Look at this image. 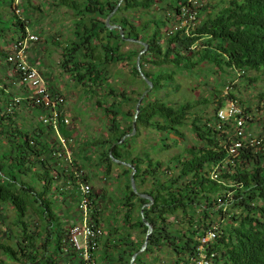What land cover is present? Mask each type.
<instances>
[{
	"label": "trees",
	"instance_id": "trees-1",
	"mask_svg": "<svg viewBox=\"0 0 264 264\" xmlns=\"http://www.w3.org/2000/svg\"><path fill=\"white\" fill-rule=\"evenodd\" d=\"M13 1L10 0V4ZM54 1V6L72 12L73 29L63 50L62 65L79 85L102 86L108 77L104 74L107 67L101 66L117 62L126 65L127 61H133L131 74L145 83L135 67L136 58L144 46L127 39L147 45L140 58V66L153 89H162L165 84L173 82L175 74L191 73L203 64L214 67L218 71L216 74L232 70L240 79L250 72L264 76V0H220L216 8L204 2L197 9L196 28L189 36L181 35L179 31L167 35L166 29L162 32V22L158 19L135 24L140 21L136 13L146 14L157 8L164 13L170 10L167 14H177L186 0ZM25 2L28 3V0ZM119 2L109 24L121 26L123 36L118 30H109L105 24L107 16ZM14 17V25L20 29V34L12 40L22 39L28 30V20L25 22L17 15ZM166 20L169 22V18ZM127 42L137 44L139 49L122 53L121 49ZM194 46L197 48L192 49ZM5 57L6 54L0 53V77L4 76L0 79V206L9 205L15 212L13 225L17 229V249L0 243V255L18 264H57L64 257L79 264L67 247L71 225L64 229L50 200L57 195L66 201L64 196L69 192L73 204H76L72 217L75 223L79 217V195L73 188L72 173L61 158L53 155L59 148L51 128L44 126L40 119V124L32 130L20 126L22 109L32 107V113L37 111L41 116L44 111L24 98L29 93L26 88L12 84L11 68L4 61ZM146 66L149 68L146 69ZM156 68L159 70H152ZM248 81L252 83L254 78H248ZM16 96L22 99L21 103L8 113L7 108ZM140 96L141 93L134 99L126 128H119L116 124L117 106L114 109L103 107L110 119L108 132L119 133H116L114 141L105 139L102 142L105 147L101 149L100 160L105 164L102 172L106 174L110 172L114 159L132 164L136 170L134 180L137 191L140 192L150 179L149 190L140 193L149 195L153 201L143 208L148 201L132 190L129 180L124 187L120 207L124 210L121 224L117 220L116 224H112L109 218V228L104 230L95 209L92 220L103 234L93 255L94 264H129L146 237L145 222L152 226V233L146 250L136 257L133 264H158L159 254L164 253L170 257V264H189L196 254V237L202 228L212 223L219 228V236L206 250L209 256H213V264H264V139L259 137L262 140L248 145L232 158L223 143L224 138L232 134V125L223 124L218 129L222 125L217 118L218 110L225 101L236 98L228 93L224 101V97L214 95L220 100L214 114L204 123L200 118H193L190 130L200 145L187 148L174 167L170 166V162L164 168L162 162L149 160L143 169L142 160L126 159L124 155L127 151L118 144L132 130L135 105ZM258 99L264 102V93ZM98 104L100 106L101 102ZM193 108L189 102L173 107L157 99L150 102L143 99L135 120L136 131L139 124L161 131H174L185 124ZM243 115L248 130L247 123L253 120L245 110ZM150 122H153L152 125ZM65 128L61 126L60 133L70 138ZM224 162L221 174L216 180H211L209 172ZM74 163L77 166L75 159ZM171 170L175 171L174 174ZM130 173L131 169L126 168L121 174L127 178ZM68 185L71 187L68 188ZM91 199L93 206L96 205L92 192ZM30 212L38 218V232L35 234L28 231L30 222L27 223L26 217ZM179 217L180 220L177 219ZM217 217L221 219L218 224L214 220ZM169 218H173L181 228H175ZM38 240L42 241L40 248Z\"/></svg>",
	"mask_w": 264,
	"mask_h": 264
},
{
	"label": "rangeland",
	"instance_id": "rangeland-1",
	"mask_svg": "<svg viewBox=\"0 0 264 264\" xmlns=\"http://www.w3.org/2000/svg\"><path fill=\"white\" fill-rule=\"evenodd\" d=\"M219 1L220 0H204L205 4L209 3L211 6H214V8L219 6ZM54 2V0H28L27 3L25 0H14L13 3L10 4V0H5V2L0 1V52H2L1 48L3 46V50L7 51L11 42H6L16 39L18 34H20V29L14 25V15H17L22 20H25V22L28 20L29 31L33 28L30 27L32 23L37 22L38 25L40 24L41 28L39 27L40 29L38 30L40 34L39 41L49 39L47 58H51V64L54 66H57L59 61L63 62V50L67 45V39L70 40L71 38V32L73 29V19L71 16L72 12L65 11L66 9L54 6ZM167 12H170V10ZM167 12L164 13V11L154 8L146 14L136 13L137 17L140 16V21L135 22V24L139 25L142 22L158 19L162 22L160 28L162 32H164L169 25V22L166 20V18H168L166 15ZM126 15H128V17H132L130 14ZM65 24H67V27L64 26ZM54 41L57 43L55 44ZM138 49L139 46L137 44L127 42L121 49V52L125 54L130 50ZM132 65L133 61H127L125 67H123L120 62H117L114 66L105 64L102 65L101 67H107L104 74L108 77V80L105 83L111 82L114 88L118 87L119 89H126V91L123 90V94L129 98H134L137 94L141 93V95H144L143 99L146 102L157 99L173 107H177L185 102H189L194 106V108L190 111L185 124L175 128L174 131H161L152 126L144 127L139 124L134 135L125 134L119 140L118 144H120V147L125 152L127 151L128 153L129 151L128 154L142 160L144 163L143 169L147 167L149 160L153 163L162 162V164H164V168H166V164L170 162V166L174 167L177 159L186 153L187 148L200 145L191 132L189 125L194 117L200 118L201 123H204L206 119L210 118L214 114V110L217 106H219L218 102L220 101L214 95H218L219 98L224 97L222 100L225 101L226 98H228V93L233 94L241 108L245 110L247 116L250 117V120H253V122L247 123L250 134L253 138H262L264 134V102H261V100L258 99V96L264 93V76L250 72L247 73L244 78L240 75L242 77L240 79V77L236 76L232 70H229L226 74H216L218 71L214 67L208 64H203L191 73L182 74L179 72L180 74H175L173 82L165 84L162 89L157 90L151 88L148 91L146 82L143 83L140 79L131 74L130 70L132 69ZM145 68L147 69L149 66H146ZM152 70L158 71L159 69L156 68ZM248 78H254V81L249 83ZM65 84H67L65 90L68 92L74 91L76 97L79 99V104H83V106L86 107V110L88 109L86 113L82 111L83 113L81 116L84 115L85 121L82 125L80 124V128L82 130V134H80V136H84L86 138V140H84L87 145L83 147L82 150L84 149L83 151H89V154L88 157L79 154L78 161L79 164L84 167L85 172L92 180V183L88 181V184L92 188L93 199L96 204L93 207L98 212L100 225L102 224L104 230L107 231L109 228L107 225L108 218H110V220L116 218V220L120 223L123 217L124 210L120 207L125 194L124 187L127 184V181L130 180V175L125 178V176L121 173L122 169L130 168L112 160L110 172L108 174H106L105 171L102 172V169H104L105 166L104 162L100 160V152H102L101 149L102 147H105L102 142L105 141V139L114 141L116 138L115 135L116 133H119V131H115L114 133L108 132L110 119L108 116H104V110H95L94 112L89 111L90 104H93L95 107L97 102H95V100L93 102L90 101V97L92 96L85 91L88 88L84 89L82 86H77L76 82L74 83L72 80L71 82H67ZM100 87L103 88L102 86ZM130 88L136 90V93L127 94L126 92L129 91L128 89ZM109 99H106L107 104L112 102V100ZM101 103H103V100H101ZM73 105L75 106L76 103H73ZM96 105L99 106L98 103ZM123 106L124 104L117 106L118 118L116 120V124L119 128H121L122 121H127V118L125 117L126 114L123 113ZM72 108L74 111L72 113V117H80L77 110H81L79 108L76 109L75 107ZM33 109L34 108L32 107L29 109H22L23 113L19 122L22 128L26 127L27 129L32 130L33 127L40 124L39 118L41 115L37 111L33 114ZM250 109L251 111H248ZM95 115L99 118V122L95 125L97 126V130L92 128L93 124H91L92 122L90 121ZM111 115L112 114L110 113V116ZM152 123L153 122H150V125H152ZM126 125L128 126L129 123ZM127 126H125V128ZM248 130L246 129V132H248ZM71 139L73 140V138ZM123 142L125 143L123 144ZM73 146L74 145L72 144L70 147L71 152L75 151ZM127 153L124 155L126 159H128ZM77 166H79L78 163ZM172 172L174 174L175 171L171 170V173ZM64 182L65 180H63V183ZM151 183L150 179H148V181H146V183L140 188V192L149 190ZM137 186L139 187V184H137ZM140 192L137 191V193ZM68 193L69 192H66L64 196L66 201L57 195L54 196L53 199H50L52 204H54L53 209H55V213L60 217L64 224L65 230H67L68 226H72L74 224L72 217L75 215L76 208V204H73V200L71 198L72 196L70 197ZM135 215L136 214H134V216ZM14 218L15 212L9 205L0 206V243H6L16 250L17 229L13 225ZM177 219L180 220V217ZM214 220H217L218 224V222L220 223L218 220L221 219L217 217ZM26 221L27 223L30 222L28 229L29 232L33 231L32 234L38 232L36 225L39 223L36 216L34 217L30 212V214L26 217ZM169 222L174 223L173 218H169ZM174 227L181 228L176 222L174 223ZM41 244L42 241L38 240V248L41 247ZM52 248H49V250H52ZM169 258L170 257L167 256L166 253L159 254L158 264H170L169 262L171 260ZM59 263L63 264V261H57V264ZM0 264L18 263L10 261L5 255H0Z\"/></svg>",
	"mask_w": 264,
	"mask_h": 264
},
{
	"label": "built area",
	"instance_id": "built-area-1",
	"mask_svg": "<svg viewBox=\"0 0 264 264\" xmlns=\"http://www.w3.org/2000/svg\"><path fill=\"white\" fill-rule=\"evenodd\" d=\"M204 3L203 0H186L185 4L180 7L177 14H166L169 18V25L166 28L167 35L180 32L181 35L189 36L195 30L197 24V9ZM167 19V18H166ZM39 36L31 34L26 30L22 39L14 40L8 47L4 61L10 65L11 78L14 80L13 85L26 88L28 94L24 97L31 101L32 105H37L44 111L40 116L41 123L51 128L55 132L58 140V150L54 151V156L61 158L63 164L67 166L73 177L76 192L79 195L77 203L78 219L71 226L68 237L67 247L72 251L79 264H94L93 255L96 252L99 241L102 236V230L93 220L95 208L91 199V186L86 181L85 172L77 167L74 163L71 146L73 141L66 138L60 133L61 126H69V118L63 109L65 96L53 94L49 90L46 79L35 67L29 64L26 58L27 50L30 44L39 42ZM194 46L192 49H196ZM242 72L238 71V74ZM20 97H14L8 106V113H12L13 107H19ZM219 121L218 129L223 124L232 125V134L224 138V148L227 150L229 157H236L240 150L248 145H253L262 139L253 138L250 132H246V119L243 115L239 103L236 100L225 101L223 107L217 112ZM264 135V134H263ZM264 139V136L262 137ZM225 167V162L216 165L209 172L211 180H216ZM71 187L68 185V188ZM219 236V228L211 224L207 228H202L197 236L198 246L195 257L190 260L189 264H213L212 255L206 253L209 245ZM66 248V247H65ZM67 249V248H66ZM67 252V250H65Z\"/></svg>",
	"mask_w": 264,
	"mask_h": 264
},
{
	"label": "crops",
	"instance_id": "crops-1",
	"mask_svg": "<svg viewBox=\"0 0 264 264\" xmlns=\"http://www.w3.org/2000/svg\"><path fill=\"white\" fill-rule=\"evenodd\" d=\"M64 26L67 27V24H65ZM30 27H33V28H32V30H30V31L28 30V31L31 34H35V35L39 36V38H40V34L38 32V30L41 28L40 24L38 25L37 22L32 23L30 25ZM13 41L14 40L7 41L6 43H8V42L12 43ZM48 41H49V39H44V40L39 41L37 43L30 44V46L27 50V53H26V58L29 61V64L32 67H35L37 70H39V72L42 74V76L46 79L49 90L51 92L58 94V95L60 94L62 96H65V104H64L63 109L65 111V114L69 117L70 122H71V124L69 126H67L65 129L69 133L70 138H73L72 141H73V145H74L73 147L75 150L73 152L74 159L77 161L78 165L80 167H82L78 161L79 154H82V156L88 157L89 151H86V150L83 151L84 149L82 150V148L85 147L87 145V143L85 141L86 138L83 135H82L83 137L80 136V134H82L80 124L82 125V123L85 121L84 115L81 116L82 113L83 112L86 113L88 109L86 110V107H84L83 104H79V99L76 97V94L74 91L68 92L65 90L66 86H67V84H65V83L71 82V80H72V82L75 83V81L73 80V77L70 75V73H68L69 70L65 69L62 66V64H61L62 62H60V61L58 62V64H57V66L59 65L58 67L51 64V61H50L51 58H49V59L47 58L48 57L47 56V54H48L47 49H49ZM45 42H46V44H45ZM54 43L56 44L57 42L54 41ZM3 47L1 48L2 52H0V53H4V55H5L7 53V51L3 50ZM45 53H46V55H45ZM120 63L123 67L126 66L122 62H120ZM115 64H112V65L114 66ZM67 75H69V76H67ZM3 77L4 76H1L0 79H2ZM12 84H13V82H12ZM76 84H77V86H82V85H79L78 83H76ZM82 87L84 89L88 88L85 91L89 95L92 96V97H90L91 102H93L95 100V102L99 103V101L101 102V100H103V103H101L100 106H97L96 105L97 103L95 104V107L93 106V104H90V110L89 111H92V112H94L95 110H102L103 111V109L106 107H111V109H114L116 106H120L121 104H124L123 113L126 114L125 117L127 118V121H122L121 128L122 127L125 128V126H127L126 124H128L130 122V119H129L130 117H129L128 113L132 110L134 99L138 96V94L134 98H129L127 96H124L123 90L126 91V89H119L118 87L114 88V86L111 84V82H108V83H105L104 85H102L103 88H101L100 85H99V87L92 86V85L91 86H82ZM128 90L129 91L126 92L127 94L128 93H131V94L136 93V90H134L133 88H130ZM109 98L112 100V102L110 104H107L106 99H109ZM73 103H76V105L74 106ZM105 103H106V105H105ZM72 107H75L76 109L79 108L81 110V111L77 110V112H79L80 117H77V116L72 117V113L74 112ZM76 109H75V111H76ZM104 116H107V115H104ZM90 121L92 122L91 124H93L92 128L97 130V128H96L97 126H95V125H97V123L99 122V118L95 115L92 117V119ZM133 158H136V157L128 154L129 160H131ZM82 168L84 169V167H82ZM84 172H85V169H84ZM86 175H87V173H86ZM87 180L92 183L90 176H88ZM107 221L108 222L110 221L109 218L107 219ZM114 222H116V219H112L111 223L116 224ZM60 260L63 261V264H74V261L73 262L70 261L71 259H69V258H65V257L63 259L60 258L58 261H60Z\"/></svg>",
	"mask_w": 264,
	"mask_h": 264
},
{
	"label": "water",
	"instance_id": "water-1",
	"mask_svg": "<svg viewBox=\"0 0 264 264\" xmlns=\"http://www.w3.org/2000/svg\"><path fill=\"white\" fill-rule=\"evenodd\" d=\"M121 1H122V0H120V2H121ZM120 2H119V4L116 6V8L114 9V11H113L112 13H110V14L107 16V18H106V20H105V24H106V26H107V28H108L109 30H113V29L118 30V31L120 32V35L123 36V31H122L121 26H119V25H110V24H109V21H110L111 17L113 16V14L115 13V11L117 10L118 6L120 5ZM127 41H129V42H137L138 44H141V45L144 46V49L138 54V56H137V58H136L135 67H136L137 71L139 72V76L142 78V80H144V82H146V84H147V86H148V91H149V90L152 88V83H151V82H150V81L144 76V74H143V72H142V70H141V66H140V58H141V56L146 52V50H147V45L144 44V43H142V42H140V41H135V40H133V39H127ZM143 98H144V95H141V96L139 97V99H138L136 105H135L134 120H133V122H132V130H131L130 133H128V134H130V135H134V134L136 133V121H135V120H136L137 115L139 114V111H140V105H141V103H142ZM114 161L119 162V163H121V164H123V165H126V166H128V167L131 169V174H130L129 179H130V185H131L132 190H133V191H134V192H135L140 198L146 199V200L148 201L147 204H145V205L143 206V208H144V207H148V206H150L151 203H152V201H153L152 198H151L149 195H147V194L137 193L136 185H135V180H134V175H135V173H136L135 167H134L132 164H130V163H126V162H124V161H119V160H115V159H114ZM143 208H142V209H143ZM142 209H141V212H142ZM145 226L147 227V234H146V237H145V239H144V242H143V244H142L140 250H139L137 253H135V254L132 255L129 264H133V262H134V260L136 259V257H137L139 254L143 253V252L146 250V248H147L148 237H149V235L152 233V226H151L149 223H147V222H145Z\"/></svg>",
	"mask_w": 264,
	"mask_h": 264
}]
</instances>
